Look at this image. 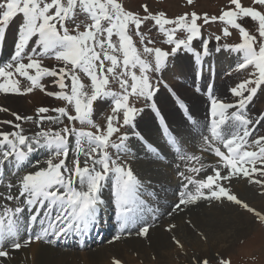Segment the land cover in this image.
Masks as SVG:
<instances>
[{
  "label": "snow or ice",
  "instance_id": "6c2138e0",
  "mask_svg": "<svg viewBox=\"0 0 264 264\" xmlns=\"http://www.w3.org/2000/svg\"><path fill=\"white\" fill-rule=\"evenodd\" d=\"M194 2L186 0L188 6ZM139 8V11L130 10L123 0H0V42L5 40L10 25L15 24L18 32L14 55L0 66V94L25 96L39 90L64 102L62 107L37 108L35 117L22 116L0 106V113L13 118L0 119V187L6 190L0 192V198L15 202V206L9 203L0 206L3 208L0 212V264L12 258L10 250L19 251L41 240L55 244L61 237L69 234L82 237L99 227L103 222L101 207L105 204L101 192L110 178L114 213L121 233L127 231L131 235V229L139 225L136 235L148 237L151 225L143 219L144 212L149 210L141 199L143 186L131 166L113 158L108 149L127 151L125 142L129 137L121 133V128L135 127L137 114L142 111L134 106L135 97L136 100L142 98L155 112L167 136V144L174 147L180 159L201 161L200 156L183 152L178 134L168 129L155 100L161 86L175 98L186 123L198 127L197 121L176 91L155 74H163L170 58L181 50L193 54L202 73V57L210 55L209 44L213 40L211 35L204 38L202 28L217 22L222 28L220 34L214 36V50L220 52L223 48L238 54L234 70L247 71V78L230 89L235 97L233 101L218 99L211 92L212 86H208L210 129L208 135H202L201 151L214 154L218 158L217 165L212 174L201 180L185 176L183 171L178 173L187 183L174 211H183L200 201L223 203L226 200L253 213L264 223V214L239 199L225 185L234 178H243L264 189V132L260 131L264 129V111L254 115L249 110L257 93L264 91V0H251L249 4L243 0H228L219 15L211 16L191 11L169 17L164 10L153 11L147 3ZM146 25L166 37L169 50L150 46L156 41L143 30ZM177 32H183L184 37L178 39ZM234 32L239 43L220 44ZM134 37L138 38L140 48ZM196 40H200L199 50L193 47ZM45 57L56 60L58 65L44 66ZM81 74L90 81L88 85ZM45 77L52 78L51 84L59 91H48L42 83ZM20 78L28 82L27 87L21 86ZM113 81L118 84L119 92L111 89ZM195 92L199 94L201 89L197 87ZM109 99L111 114L101 126L93 118L96 105L101 102L99 115L103 116L102 102ZM50 112L55 115H48ZM24 121L35 122L39 130L26 135L22 127ZM45 122L61 127L44 128ZM77 122L94 131L78 129ZM4 125L13 130H2ZM114 136L119 143L112 140ZM73 137L75 156L69 161L72 151L69 139ZM139 138L143 140L142 136ZM148 147L155 153L160 152L151 145ZM41 149L47 153L46 159H29ZM41 163L46 166L39 167ZM29 165L36 171H24ZM202 167L189 170L199 174ZM21 172L24 174L20 175ZM8 176H16L17 182L5 183ZM190 184L195 185L193 191L187 190ZM13 189H16L15 194ZM26 212L30 213L27 220L32 225L41 215L44 219L39 221V234L21 240V228L28 232L30 227L25 223L23 214ZM175 228L172 224L167 231L173 232ZM199 235L207 241L203 232ZM172 241L184 248L175 235ZM113 264H121V261L113 260ZM192 264H210V260L194 257ZM216 264H231V261L218 257Z\"/></svg>",
  "mask_w": 264,
  "mask_h": 264
},
{
  "label": "rangeland",
  "instance_id": "374dc122",
  "mask_svg": "<svg viewBox=\"0 0 264 264\" xmlns=\"http://www.w3.org/2000/svg\"><path fill=\"white\" fill-rule=\"evenodd\" d=\"M145 1L146 0H125L123 2H125L124 4H126L125 6L128 9L133 10V11H139L140 10L139 6L141 4L147 3L153 11L164 10V11L167 12L169 17L179 16V15L185 13V12H191V11H196L198 14H201V15L203 13H208L210 16L211 15H219L220 12H221V9L228 5V0H195L194 4L191 5V6L187 5L186 0H150V1L147 0L148 2H145ZM243 2L245 4H249V3H251V0H243ZM200 23H202V21ZM167 27L171 28L172 26H167ZM12 28L14 29L13 33H9L10 39L7 42V43H10L11 46H13L12 44L15 41V40H12L11 37L14 36L15 34L18 35V32L16 30L17 27L14 25V27H12ZM221 28H222V25L219 22L208 24V25H204L203 28H202V32H203L204 38L207 39L211 35L213 37V40H214V36L220 34ZM81 30H83V28ZM143 30L146 31V33L149 35V37L151 39L156 41L155 45H150V46L160 47V48H162L164 50H169L170 49V46L167 43H165L166 37L163 38L162 37V35H163L162 33H160L158 35L157 31L155 29H150L148 25H146ZM17 35H16V38H17ZM183 37H184V33L183 32H177V38L178 39L179 38H183ZM134 39L137 40V47L140 48V45H139V42H138V38L134 37ZM113 40L115 41L116 37H113ZM159 40H161V43H158ZM199 41L200 40H196V41L193 42V47L194 48H196V49L198 48ZM214 42L215 41H212V43H214ZM220 42H222L223 45H224V43L225 44L235 45L236 43H239V38H238V35L234 32L231 37L224 38ZM181 52H185V51L181 50L179 53H181ZM210 53H211V51H210ZM233 55H235V56L230 58L233 62H230L229 66L232 65L238 59V54L233 52ZM180 56H178V57H180ZM146 58L149 59V60L152 59V57H146ZM48 59H50V58H48ZM43 64L46 67L54 68V67H56L58 65V62L53 59V60H51L49 62L44 61ZM168 69H167V71H168ZM171 69H173V68H171ZM230 69H232V70L227 71V76H229L228 75L229 73H231L230 75H233L236 72L234 70L233 66ZM166 72H163V74L156 73L155 76H161L162 79H164V74H166L167 77L168 76H172V72H170V71H168L167 73ZM238 74L236 73V75H238L237 76V82H240L241 80L247 78V71H244V72L238 73ZM81 77H82V80L84 81V83L86 85H88L90 83V81L88 80V78L86 76L81 74ZM20 79H21V86L25 87V85H26L25 81H23V78H20ZM51 79L52 78H48V80L46 82H43V84L47 87V89L49 91H52V92H53V90H54V92L55 91H59V89L57 87H54L51 84ZM220 80H218V82H219L218 86L225 85L226 86V89H225L226 91H227V88L229 86L234 87L235 86L234 84L236 83V82H233L232 79H230L227 85L223 83L224 81L222 82V85H221ZM236 85H237V83H236ZM110 87H111V89L113 91H119L120 90L118 84L115 81H113L110 84ZM38 93H41V91L36 90L33 93H31L29 95H25V96L12 95V94H8V95L4 94V95H5V98L6 97H11V98L13 97L11 100H8V102H12V103L16 104L17 108H16L15 111H17V113H19L22 116H33V117H35L36 116V109L41 107V106H46V107H50V108L64 106V102H62L60 100H57L54 97H51V96H48V95H46L48 97V100L38 99V100L35 101L34 97ZM189 93H190L191 96L194 95L191 92H189ZM164 97L166 98L165 93L163 92V87L161 86V90L156 95L155 100L157 101V98H158L159 99V103L162 106L163 104H165V101L163 99ZM16 100L19 101L22 105H24V107L23 108L20 107L17 104ZM31 100H33V101H35L37 103L36 104L31 103V105L29 106L30 103H27V102H29ZM133 100L135 101V105L134 106L137 107L138 109H141V106L145 105L143 111L142 112H138L136 120L134 121L135 128L139 129V123H140L141 119L143 118L142 115L147 111L148 106L145 104V101L142 98L139 99V100H136V98L133 97ZM233 100H235V97H232V98L229 99V101H233ZM256 100L264 102V91L261 92V94H258L254 98L253 102H255ZM102 103H103V116L99 115L101 102H97L96 114L94 115L93 118L101 126H104L106 117L109 114H111L112 101H111V99H109V100L103 101ZM203 103H201V104H203ZM171 107L174 108L173 106H171ZM197 107L200 110L198 109L196 111V113L203 116V107H201V105H197ZM18 108H20V110H17ZM251 109H254V108L252 107ZM251 109H250V111H251ZM254 112L255 111H253L252 114H254ZM173 113H175L176 116L178 115L177 116L178 118L177 117L175 118V124L177 125V120L179 121V114L175 110L173 111ZM196 113H194V114L196 115ZM48 115H55V113L50 112V113H48ZM4 118L10 119L11 116L5 114ZM65 123H67V121H65ZM146 123L152 125V129L149 132L150 133L151 132L156 133V128H155V124H154L153 119L151 118ZM147 124H146V128L148 127ZM75 126L78 129L79 128H85V130L94 131V129L90 128L89 126L81 125L78 122L76 123ZM22 127L24 129L25 134L29 135V136L33 135L37 130H39L38 127H37V124L35 122H32V121H24V122H22ZM43 127L44 128L58 129L59 127H61V125H54V124L45 122ZM177 127H179V126L177 125ZM130 130H132V127H122L121 128V133H127L128 137H130L132 135V132L136 133L135 136H137V134H140L141 136L145 135L146 137H148L147 134H145V133L141 134V132H143V131H140V133H138L139 130H137V131L136 130L135 131L134 130L130 131ZM181 133H178L179 134V138H180L181 142L184 145L187 146L186 141L191 140V138L187 139V137H186L187 134L185 132H183L182 129H181ZM118 135L119 134H117V136ZM155 135H157L159 137L158 134H155ZM117 136H114L115 138L114 139L112 138V140L115 141L116 143H119V141L117 140ZM198 139L200 140L201 136H198ZM150 140L152 142L155 141V140H152V139H150ZM201 141H202V139L200 140V142ZM129 142L130 143H126L125 142V144H126V146L127 145H131L132 154L135 155V156H133L134 159L133 158L131 159V156L128 154L129 153L128 149H127V151L117 152V150L115 148H112V150H111V147H109L108 151L112 155V157L115 158V159H118V161L120 163L130 165L132 170H133V172H134V174L139 179H141L139 174H142L143 173L142 171L144 170V168H142V159L143 158H142V156H140V158H141V160H140L139 157H137L138 155H136V154L141 155L142 151L140 149H138L139 145H137V143H135L133 141H129ZM155 142L157 144H160V142L157 139H156ZM69 144H71V146H72V151H70L69 158H68L69 161H71L74 158V156H75L74 137L69 139ZM195 151H199V150L195 149ZM142 155H144L145 158H149L146 154H142ZM44 156H45V158H43V160L47 158V153ZM81 159H83V157H81ZM167 160H168V158H167ZM162 162L166 163L167 161L166 160L165 161L162 160ZM200 163H201V165H203V159H201V161L198 164H200ZM146 165L149 166V168L152 169V170H154L155 168L159 169V170L156 171V173L154 175L149 174V176H154L156 178H160L161 177V173H159V172H161L160 168L161 169H165L167 171V177L170 176L171 178H173V180L175 181V187H177L176 185L178 183V180L174 178V173L171 172L172 169L170 167L164 166L163 164L153 163V162H149V163L147 162ZM45 166L46 165L43 163L39 167H45ZM135 166H138L140 168V170H139V168H135ZM28 171H36V168L32 167ZM17 180H18V178H17ZM169 181H170V183L174 182L171 179ZM244 181L249 182L247 179H243V178H241V179H233L232 183L228 184L226 186L230 189L231 186H234V187L236 186L237 187V186L241 185V183H245V185H247V183L244 182ZM144 187H146V186H144ZM161 188H163L162 190L166 194H168V191H169V193L171 191L169 187H166L164 185L161 186ZM231 190H232L231 192H235L232 188H231ZM244 190L246 191V193L250 197H257L259 199V201L256 203V204H259L257 207L251 206L250 203L247 201L249 206L254 208L256 211L260 212L261 214H264V206L262 205V203L264 202V195L261 194L262 192H264V189H261L259 186L255 185V184H250L249 183V185H247ZM237 191H239V190H237ZM101 193H103V192H101ZM169 198L174 199L175 196L171 195L169 197H163V198L158 197V198H156L155 199L156 204H155V206H153L154 208H150L147 211L148 215H150V213H151V216L156 217V218L159 219V215H163V214L160 213V210L161 211L165 210L164 208L165 207L167 208L168 207V203H170V201H171V199H169ZM238 198L242 199V197H240L239 195H238ZM146 200H149V199L147 198ZM226 202L231 204V206H232L231 209H225L223 207L222 208L212 209V206H215V205H225V203H220V202H215V201H213L211 203L208 202V201H202V202H198L196 205H190L189 206L190 209H193L195 211V215L191 216V214H190L191 217L187 216V218L185 220H183V221H184V223L186 225H188V227L189 226H193V227H190V228L191 229L194 228L193 231L197 232V233H193L194 238H193V240H191V241L189 240V241L191 243H195L196 241L202 242L204 244L206 252L191 250V253H190L189 249H194V247L188 245V242H187L186 246H185L186 250L183 249V251H181V249H180V252H179V255H180L179 261H180L181 264H192V260H193L194 257H206V258H208L210 260V264H216V259L218 257H223V258L229 259L231 261V264H264V223H261L258 220V218L253 213H249L247 210H245V209L241 208L240 206L235 205V204H233L231 202H228V201H226ZM166 203H167V205H166ZM199 204L206 205L209 208H207L206 206L195 208ZM221 209L223 211H226V212L232 210V213H229L228 215L234 216L235 214H239L241 217H239V218L237 217V219L233 220L231 224H229L228 226H224V228L221 229L223 233L226 232L227 235H230L225 240V242H222V246H224V248H222V246H220L219 248H217V251H216V249H209L208 250L209 245H210L209 240L207 239V241H205L199 235V233L202 232V229L200 227V223L195 224V226L193 225V223H195L196 221H198V220H200L202 218V214H203L204 211H207V214L209 215L207 220L213 219L214 221L221 222L223 220L213 217L214 215H218L220 217L225 216V215H222L219 212V211H221ZM185 210H186V208H185ZM171 211L174 212L173 216H171L170 218L166 219L165 224H163L164 226L161 225V226L157 227L158 228L157 229L158 232L161 231V233L165 232L166 234H170V232H168L167 229L172 224H175L176 225L175 229H177L178 224H177V222L175 220H176V218L177 219L179 218L178 217L179 214H178V211H176V214H175V211L173 210V208H172ZM155 213H157V215ZM241 213H243L244 215H241ZM188 221H191V224L188 223ZM150 235L153 237L154 233L153 232H149V235H148L147 238L140 237V236L138 237V235H135V236L127 237L129 240L126 239L125 237H124V239L114 240V241H110V239H105L107 241L105 243H103V245L102 244L100 245L98 242H94L95 245L93 247H91L89 249L87 248V250H84V251H75V250H71V249H60L65 254H69V255L72 254L73 255V253H74V255L77 257L76 260L72 259V258H69V257H66L65 259H67V260H63L61 262H62V264H113V260H119V261H121V264H129L126 260H124L122 258V256L123 257H124V255L126 256L125 252L123 251V248L125 246H123V245L124 244L127 245L128 242L131 243L132 241H135V240H138V241L148 240ZM96 244H98V245H96ZM145 246L148 247V248H151L150 242L145 243ZM45 247H49V246H45ZM130 247L131 246H129V248H128L129 250L127 249V253H129L130 257L134 258L136 261H138L139 264H144V261L139 258L138 252H133L130 249ZM52 249H54V248H52ZM56 250H58V249H56ZM207 251H210V252H207ZM46 253H50L52 255L51 251H46ZM102 253H103V259L104 260H102V258L100 257V254H102ZM95 254H97V255H95ZM82 255L83 256H87L88 259L87 260H83V256ZM150 259L153 262H157V254L152 255L150 257ZM61 262H58L56 264H61Z\"/></svg>",
  "mask_w": 264,
  "mask_h": 264
},
{
  "label": "bare ground",
  "instance_id": "6f19581e",
  "mask_svg": "<svg viewBox=\"0 0 264 264\" xmlns=\"http://www.w3.org/2000/svg\"><path fill=\"white\" fill-rule=\"evenodd\" d=\"M214 49H215V45H210V50H211L210 55L207 57H202V60H204V62L206 63L207 68L203 69V71L201 73V67L199 64L198 72L200 74H204V73L209 71V68L214 69L215 72L217 73V75L220 77L219 80L221 79L220 83L222 85V81H223L222 78H223L224 71L227 68L226 66H229L230 62H233L230 58L235 56V55H233L232 51L229 52L228 50L223 49V48L220 52H216ZM14 51L15 50L10 51L11 56L14 54ZM28 54L31 55V53H28ZM212 57H213V59H212ZM195 64H197V63L194 62L193 57L188 56L186 54L181 55L180 57H177L172 62V68L173 69L169 70L170 72H172V76H168V78L171 81H175L176 79H186V80L192 79L193 65H195ZM212 76H213V74L211 75V77ZM176 81H178V80H176ZM175 84H178V83L175 82ZM234 85L236 86V83ZM176 86H177V90L180 93L182 98H185L189 102L195 103L192 105V110L194 113H196V111L199 109L197 107V105H201V103H203L204 101L201 100L200 97H197L195 95L191 96L189 93L190 90L187 89L185 86L184 87L179 86V85H176ZM218 87L220 90L219 94L222 97H226V95L228 94L227 91L225 90L226 86L223 85V86H218ZM53 92H54V90H53ZM12 98L11 97L5 98V95L1 94L0 95V106L8 107L9 109H11V111L17 112V111H15L17 108V105L12 103V102H8V100H11ZM38 99L48 100V97L46 96L45 93L41 92V93H38L34 97L35 101ZM163 99L165 101V104H163L161 106L163 111L165 112V114L169 118L170 122L172 123V126L174 128L175 133L176 134L181 133V129L179 127H177V125L175 124V118L178 115L176 116L175 113H173L174 110L171 107V106H173V103L171 101L168 103V99L165 97ZM35 101L31 100L27 103H30L29 104V106H30L31 103L36 104L37 102H35ZM16 102L20 107H22V108L24 107V105H22L19 101L16 100ZM252 107L254 108V111H255L254 115H255L256 113L264 111V102L256 100L255 102H253L250 109ZM17 110H20V108H18ZM4 117H5V114L0 113V119H7ZM10 119H13V118L11 117ZM150 119H151V116L148 113H145L143 115V118L141 119V121L139 123V129H136V131L139 130L138 133H140V131H143L145 134H147V136L150 139L156 141V139L158 140L159 137L157 135H155V133L149 132L152 129V125L146 123ZM177 122H178V120H177ZM146 124L148 125L147 128H146ZM2 130L11 131L13 129H11V127L8 125H4L2 127ZM138 135L141 136L140 134H138ZM126 147L129 150V153L132 154L131 145H127ZM161 147H162V145H161ZM37 152H38V154L36 155V157H43L44 155H46L45 154L46 152L43 149L38 150ZM137 157H139V154ZM41 160L43 161V159H41ZM146 163L147 162H143V160H142V168H144V170L142 171L143 172L142 174H139L141 177V179H139V180H140L142 186H146V187H144V189L147 190L148 188H151V189L157 190L158 188H160V186L164 185V186L170 188V190H171L170 193L172 194V192L175 189V181L173 180V178H171L170 176L167 177V175H163L162 171H161V177L160 178H156L154 176H149V174L154 175L156 173V171L159 169L154 167L155 169L152 170L149 168V166L146 165ZM41 164H43V163H41ZM135 168H139V167L135 166ZM139 170H140V168H139ZM170 179L174 182L169 183L168 181ZM149 183L151 185H150V187H147V185ZM246 186L247 185H245V183H241V185H239L237 187L231 186L230 190L232 188L235 191V192H232L233 194H235L237 196L239 195L240 197H242V199H243V200L241 199L242 201H244L246 203L248 201L251 206L257 207L259 204H256V203L259 201V199L257 197H250L246 193V191L244 190L246 188ZM107 188H108V186H107V184H105V186L102 189L103 193H101V196L103 199H109V193L107 192ZM162 189L163 188H161L160 190L157 191L159 194V197H161V193L165 194L164 197H169L170 196L169 191H168V194H166ZM237 190H239V191H237ZM151 201H149V203H145L148 209L154 208L153 206H155V204H156L155 199H153ZM200 202H202V201H200ZM223 203H225V205H215V206H212V209L222 208V207L225 209H231V207H232L231 204L227 203L226 201H224ZM166 205H167V203H166ZM262 205L264 206V202L262 203ZM203 206H206V205L199 204L195 208L203 207ZM206 207L209 208L208 206H206ZM173 210H174V207H173ZM184 210L178 211V214H179L178 217L179 218L178 219L176 218V220H175L178 224L177 229H173V232H170V234H166L165 232H163V233H161V231L158 232V230H157L158 228H156L154 230L149 231V232H153L154 236L152 237L150 235L149 236L150 239L148 238V240H144V241H138V240L132 241L131 240L132 241L131 243L128 242L127 245H125V244L123 245V246H125L123 248V251L125 252L126 256L124 255V257L122 256V258L124 260H126L129 264H139L138 261H136L134 258H131L129 253H127V249L129 248V246H131L130 249L133 252H138V256L141 260L144 261V264H173V263L174 264H181L179 261V258H180L179 252H180L181 248L177 247L173 243V241H172L173 235H175L176 238H178L184 244L183 249L186 250L185 246H186L187 242H188V245L194 247V249H189L190 253H191V250L206 252V249H205L204 244L202 242H199V241H196L195 243L190 242L194 238L193 233H197V232L193 231L194 228H192V229L190 228L193 226L188 227V225H186L183 220H185L187 218V216H190V214H191V216H194L195 211L193 209H190L189 206L186 207L185 211ZM219 212L225 216L220 217L218 215H214L213 217L223 220L221 222L214 221L213 219L207 220L209 215L207 214V211H204L202 214V218L200 220L196 221L195 223H193L194 226H195V224L200 223V227L202 229V232H204L205 235L208 237V240L210 242L208 250L209 249H216V251H217V248L222 246V242H225V240L230 236V235H227L226 232L223 233L221 229H223L224 226H228L229 224H231L233 220L237 219V217L238 218L241 217L239 214H235L234 216L228 215L229 213H232V210L226 212V211H223L221 209V211H219ZM160 213L163 214L164 210L163 211L160 210ZM145 214L148 215V212L145 211ZM155 214L157 215V213H155ZM175 214H176V211H175ZM241 215H244V214L241 213ZM161 216H163V215H159V219H161ZM37 228H39V227L36 226V227L29 229L27 232V235H29L30 233L33 234V231ZM40 230H41V228H40ZM40 230H39V233H40ZM26 238H27L26 233H21V240L26 239ZM125 238L128 239L127 237H125ZM148 242H150L151 248H148L145 246V243H148ZM222 248H224V246H222ZM183 249H181V251H183ZM46 251H51L52 255L50 253H46ZM207 252H210V251H207ZM10 254H11L12 258L10 260L5 261V264H56V263L61 262L63 260H67V259H65L66 257H69V258H72L75 260L77 258L74 255V253H73V255L72 254H70V255L65 254L61 250H56V249L54 250L51 247H45L44 244L38 243V242H34L31 245L22 248L20 250V252H16V250L10 251ZM154 254H157V262H153L150 259V257ZM95 255H97V254H95ZM100 257L102 258V260H104L103 259V253L100 254ZM87 259H88L87 256H83V260H87ZM61 264H62V262H61Z\"/></svg>",
  "mask_w": 264,
  "mask_h": 264
}]
</instances>
